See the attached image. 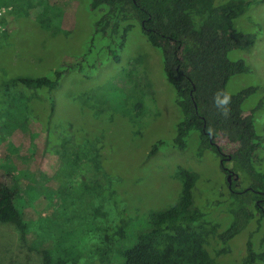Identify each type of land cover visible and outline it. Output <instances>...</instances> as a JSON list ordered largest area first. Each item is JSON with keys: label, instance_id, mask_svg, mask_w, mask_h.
<instances>
[{"label": "rangeland", "instance_id": "374dc122", "mask_svg": "<svg viewBox=\"0 0 264 264\" xmlns=\"http://www.w3.org/2000/svg\"><path fill=\"white\" fill-rule=\"evenodd\" d=\"M247 1H251L250 9L234 27L256 34V41L248 49L229 52L228 58L244 61L249 72L232 76L226 89L237 94L255 88L242 110L246 115L254 112L262 142L256 165L264 173V0ZM90 4L91 0H0V81L62 71L55 90L41 91V100L25 103L28 115L21 108L0 107V157L11 142L16 149L19 146L17 154L29 155L30 170L38 163L45 178L41 182L45 203L65 224L53 230L55 236L62 231L65 242L76 247L62 256L78 258L75 264H100L93 250L86 260L82 244L89 246L93 237L92 226L84 227L82 219L94 207L88 190L96 180L102 189L101 207L111 210L109 221L114 222L106 226L104 219L101 223L104 228L112 225L109 233L123 224L126 238L119 242L123 247L133 245L147 231L152 213L177 203L182 188L176 176L179 169L198 176L193 199L202 219L225 231L232 220L234 198L215 155L210 151L199 155L197 135L188 139L182 151L174 146L181 116L174 104V89L162 72L160 52L149 44L137 22L122 45L120 36L110 39L96 34L101 10H91ZM15 91L10 88L8 93ZM224 141L220 138L216 143ZM226 165L231 168V163ZM52 178L54 183L49 181ZM245 186L238 182L235 187ZM24 214L29 218V209ZM254 227L250 222L224 247L215 243L219 250H226L215 264H242L248 241L253 250L264 253L263 229L254 231ZM40 263V256L26 248L14 227L0 223V264Z\"/></svg>", "mask_w": 264, "mask_h": 264}, {"label": "trees", "instance_id": "16d2710c", "mask_svg": "<svg viewBox=\"0 0 264 264\" xmlns=\"http://www.w3.org/2000/svg\"><path fill=\"white\" fill-rule=\"evenodd\" d=\"M215 1L91 0L90 9L101 10L95 23L96 34L110 39L120 36L122 45L133 28V22H137L149 44L160 52L162 72L174 89V104L181 116L173 144L182 151L187 147L188 139L195 134L198 136L199 155L210 151L218 159L229 195L234 198L235 205L233 203L230 210L231 223L220 232L217 226L202 219L203 214L195 207L193 199L198 176L189 170L179 169L176 176L182 188L177 203L152 213L147 231L140 234L133 245L123 247L124 244L119 243L126 238L121 228L123 224L109 233L108 228L112 225L104 228L101 223L104 219L106 226L114 222L109 221L111 210L101 207L102 189L96 180L94 188L88 190L94 203L90 210L92 214L87 212V218L82 219L84 227L92 226L89 232L93 234L89 246L82 243L83 249H87L84 252L86 260H90L87 253L93 250L100 264H215V259L226 252L224 248L219 250L215 243L224 247L250 222H254V231L263 229L261 244L264 243V173L256 165L262 142L256 133L254 112L246 115L242 110L245 99L255 88L237 94H230L226 89L232 76L249 72L244 61H231L228 53L248 49L256 41V34L244 33L234 27L235 21L250 9L251 1L227 0L219 5ZM61 77L62 71L57 70L52 76H14L0 81L1 109L17 107L28 115L25 103L41 100V91L55 90ZM10 88L16 90L14 94L8 93ZM217 92L231 97L227 115L215 106ZM19 103L24 106H17ZM50 104L52 108L51 101ZM23 118L26 124L27 117ZM220 138L225 141L217 145ZM12 147L10 142L6 154L0 157V223L14 227L26 248L40 256V264L77 263L78 258L70 260L62 256L76 247L65 242L66 236H62V231H58L61 236H55L53 230H59L65 224L63 221L59 223L45 203V186L41 184L45 178L38 163L37 168L30 170L29 155L17 154L19 146L18 149ZM154 151L155 146L150 155ZM221 152H228L230 157L224 164L220 162ZM45 156L41 149V157ZM227 162L231 163L230 171L238 177L237 181L245 183V187L236 188L238 182L233 179L229 185L224 170L228 168ZM95 167L98 168L97 163ZM49 181L54 183L53 178ZM25 209L30 211L27 219ZM82 234L85 236L84 228ZM245 247L246 256L242 264L264 263V253L253 250L250 241Z\"/></svg>", "mask_w": 264, "mask_h": 264}, {"label": "clouds", "instance_id": "9594fccd", "mask_svg": "<svg viewBox=\"0 0 264 264\" xmlns=\"http://www.w3.org/2000/svg\"><path fill=\"white\" fill-rule=\"evenodd\" d=\"M231 103V97L224 92H217L215 96V106L221 110L222 114L227 115Z\"/></svg>", "mask_w": 264, "mask_h": 264}, {"label": "flooded vegetation", "instance_id": "af4514ba", "mask_svg": "<svg viewBox=\"0 0 264 264\" xmlns=\"http://www.w3.org/2000/svg\"><path fill=\"white\" fill-rule=\"evenodd\" d=\"M221 154L223 156L222 159L220 160L221 164H224L225 163L224 161H229L230 160V157H228L229 155H226V154H224L222 152H221ZM224 170L226 171V179L228 180V177L230 178L229 179V185L232 184L231 179H233L235 182H238L237 181L238 177L233 172H231L230 169L225 168Z\"/></svg>", "mask_w": 264, "mask_h": 264}, {"label": "water", "instance_id": "95a60500", "mask_svg": "<svg viewBox=\"0 0 264 264\" xmlns=\"http://www.w3.org/2000/svg\"><path fill=\"white\" fill-rule=\"evenodd\" d=\"M229 179H230V178L228 177V181H229Z\"/></svg>", "mask_w": 264, "mask_h": 264}]
</instances>
